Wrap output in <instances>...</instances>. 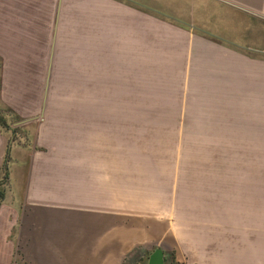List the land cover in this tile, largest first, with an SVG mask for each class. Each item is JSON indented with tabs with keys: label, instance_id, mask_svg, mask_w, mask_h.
Instances as JSON below:
<instances>
[{
	"label": "crops",
	"instance_id": "0c3cea01",
	"mask_svg": "<svg viewBox=\"0 0 264 264\" xmlns=\"http://www.w3.org/2000/svg\"><path fill=\"white\" fill-rule=\"evenodd\" d=\"M37 1L0 0V102L25 121L0 130V264H147L158 239L164 264H264V0L99 1L77 112L46 104L53 30L43 94L7 83Z\"/></svg>",
	"mask_w": 264,
	"mask_h": 264
},
{
	"label": "rangeland",
	"instance_id": "374dc122",
	"mask_svg": "<svg viewBox=\"0 0 264 264\" xmlns=\"http://www.w3.org/2000/svg\"><path fill=\"white\" fill-rule=\"evenodd\" d=\"M101 0H60V7L58 10L59 0H38V40L35 46L36 52H22L23 57H19L20 52H7L4 56L5 58V76L7 83L12 90L14 86L18 89L20 83L26 84V87L20 89L30 91V95L34 96L35 91L37 95L41 96L44 91L45 85V75L47 70V65L50 59L51 52V37L52 30L54 35L53 43V59H52V70L50 75L49 87H48V101L58 102L56 104L55 110L61 112H77V105L72 104L73 97H77L78 93V69H77V59L79 54V48L81 47V40L84 41V36L88 38V30L92 29L93 25H87L86 21L93 22V11L94 6L98 4ZM125 5H136L135 0H114ZM173 0H170L169 4L173 5ZM154 6L150 8L151 11L157 12V0H153V4L149 1L146 3ZM52 5V10L50 6ZM58 16V18H56ZM53 17V18H52ZM90 18V20H89ZM53 20L54 24L51 25L50 22ZM57 21V22H56ZM85 21V26L82 24ZM264 28V26H263ZM83 38V39H81ZM28 43V42H27ZM84 43V42H83ZM29 44V43H28ZM87 49L89 47L88 39L86 40ZM33 48V47H32ZM81 51V50H80ZM92 52V51H90ZM87 55L89 54L86 51ZM27 54V57H25ZM21 62V64L19 63ZM3 58L0 57V81L1 75L3 74ZM89 76L87 74V80ZM36 88V90H35ZM88 92V89H87ZM29 95V97H31ZM41 107V103H40ZM3 108L9 109L3 103L0 102V116L4 117L8 128L10 130L14 128L23 129L22 126H15V124L20 123L13 111L9 109L10 113L5 112ZM148 108V109H146ZM46 109V106H45ZM164 107L159 105H148L145 106L144 111L158 112L163 111ZM41 111V110H40ZM51 111V110H50ZM43 112V110H42ZM188 125V121L186 122ZM24 130V129H23ZM25 132V131H24ZM24 132H20L19 138L23 142ZM8 139L11 138L12 134L10 131L5 132ZM181 160L183 163L189 162V152L181 153ZM183 166H185L183 164ZM3 171L0 173V182L3 180ZM8 176L6 183L4 184V191L7 185ZM161 227L154 228V231L158 233V238L164 236ZM159 230V231H158ZM162 233V234H161ZM159 246L152 245L149 251H154L155 248L161 246L160 243L163 241L158 239ZM166 244V243H164ZM163 244V245H164ZM147 254L145 255V257ZM137 257V256H136ZM145 260L138 262L139 264H145Z\"/></svg>",
	"mask_w": 264,
	"mask_h": 264
},
{
	"label": "trees",
	"instance_id": "16d2710c",
	"mask_svg": "<svg viewBox=\"0 0 264 264\" xmlns=\"http://www.w3.org/2000/svg\"><path fill=\"white\" fill-rule=\"evenodd\" d=\"M4 110H6L5 112H8L10 113L9 109L7 108H3ZM0 130L2 132H7V131H10L12 135H14L16 137V134H17V131H18V128H14L12 130H10L8 128V124L6 123V120L4 117L0 116ZM5 166H6V162H5ZM5 166L3 165L1 170L3 171V180L5 179V181H1L0 182V200L2 199L3 197V193H4V189H3V186L4 184L6 183V179H7V176H8V173H7V169L5 168Z\"/></svg>",
	"mask_w": 264,
	"mask_h": 264
},
{
	"label": "water",
	"instance_id": "95a60500",
	"mask_svg": "<svg viewBox=\"0 0 264 264\" xmlns=\"http://www.w3.org/2000/svg\"><path fill=\"white\" fill-rule=\"evenodd\" d=\"M60 7V0L58 5V10ZM25 122V121H24ZM24 122L18 123V125L23 124ZM147 264H164V253L161 249H155L149 256Z\"/></svg>",
	"mask_w": 264,
	"mask_h": 264
}]
</instances>
